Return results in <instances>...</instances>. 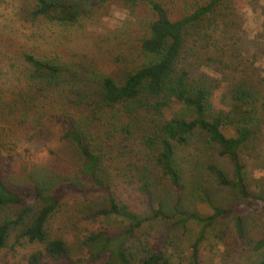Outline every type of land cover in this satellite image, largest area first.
<instances>
[{"label": "trees", "instance_id": "obj_1", "mask_svg": "<svg viewBox=\"0 0 264 264\" xmlns=\"http://www.w3.org/2000/svg\"><path fill=\"white\" fill-rule=\"evenodd\" d=\"M225 1L195 0L175 15L169 0H34L32 19L61 27L74 26L90 16L95 10L89 9L91 3L100 8L117 2L131 13L143 5L148 11L150 18L133 37L129 50H133L132 59H118L124 60L121 73L79 78L81 72L54 58L24 53L32 77L40 84L55 92L61 87L66 91L65 84L71 82L81 85L73 90L75 104L88 107L92 114L64 117L63 138L74 147L79 176L103 190L107 200L86 218L91 216L94 221L117 215L126 225L112 230L97 223L98 227L94 224L91 229H83L82 255L75 259L65 239L51 236L49 222L60 208L63 193L76 184L63 183L50 191L37 184L31 191H18L0 175V210L21 208L0 223V252L16 230L15 243L23 239L42 245L28 254L29 264H172L186 248L179 230L195 223L200 229L190 242L187 264H202L209 234L230 216L238 242L264 250V236L253 239L247 231L249 214L264 211V195L252 191L243 155L259 134L260 142L264 141V120L260 117L264 115V89L259 83L239 78L229 83L224 93L228 104L217 106L213 95L221 85L200 71L204 62L224 65L227 44H237L230 40L236 39L241 26L222 14L223 10L218 11ZM238 51H234V57ZM94 126L100 127L98 132ZM113 141L122 142L124 147L128 142L136 144L143 154L139 163L129 158L126 181H120L126 153ZM193 142H205L206 149L210 147L222 159H229L231 170L214 162H208L206 169L220 186L238 192V202L228 207L216 205L203 189V199L212 212L187 210L189 181L179 151ZM41 175L48 178L45 172ZM162 180L174 191L170 201L161 196ZM128 190L142 197L141 204L124 196ZM156 221L165 227L148 239L143 230ZM255 264H264V258Z\"/></svg>", "mask_w": 264, "mask_h": 264}, {"label": "rangeland", "instance_id": "obj_2", "mask_svg": "<svg viewBox=\"0 0 264 264\" xmlns=\"http://www.w3.org/2000/svg\"><path fill=\"white\" fill-rule=\"evenodd\" d=\"M169 1L176 9L175 15H179L195 0ZM33 3L34 0H0V175L18 191H31L37 184L48 191L63 183L76 184L63 193L60 208L50 219L49 232L52 237L65 239L72 248L73 257L79 259L83 229L98 227V223L113 230L124 227L126 222L117 215L94 221L91 216L86 218L93 209L105 206L107 200L103 190H99L90 179L79 176L74 147L63 138L64 117L78 118L79 115L92 114L88 107L75 104L77 96L73 90L81 85L71 82L65 84L68 87L66 91L61 87L55 92L40 84L32 77L24 53L54 58L64 66L81 72L79 78L118 74L124 67L121 65L124 60L120 62L118 59H132L133 50L130 53L129 50L133 37L138 30H142V24H146L150 16L143 5L131 13L121 3L113 2L100 8L91 3L89 9L95 10L90 16L74 26L61 27L42 19H32ZM220 10L241 26L236 39L230 40L237 44H227L224 65L204 62L200 71L219 81L221 86L215 90L213 100L217 106L224 107L228 102L224 93L229 83L239 78L259 83V87L264 89V0H226L218 8ZM234 51H238L236 57ZM202 54L207 55L205 52ZM126 64L129 65L128 61ZM260 117L264 120V115L260 114ZM99 129L98 126L93 127L97 132ZM259 138L260 134L243 155L248 163L252 191L264 195V141L260 142ZM115 144L122 146L123 149H117L126 153V168L120 176V181H126L124 176L129 158L139 163L143 154L139 153L136 144L128 142V147H124L122 142ZM205 145V142H193L179 151L186 166V180L189 181L186 208L198 213L212 212L203 199V189L216 205L228 207L239 201L236 190L220 186L206 169L208 162H214L231 170L229 159H222L218 152L214 153L215 150L210 147L206 149ZM42 172L46 173L47 179L43 178ZM161 184V196L172 200L175 196L173 189L166 180H162ZM122 185L126 187L127 183ZM124 196L132 203L141 204L142 197L133 190L125 191ZM20 209V206L1 209L0 223L7 216L14 217ZM249 215L247 231L250 237L257 239L264 236V211ZM164 227L163 222L156 221L143 231L150 239L151 233L158 234ZM199 229V224L189 223L187 228L179 230V237L186 248L181 257L173 259L172 264H187L192 251L190 242L198 236ZM16 233L15 230L9 245L0 252V264H29L28 254L42 247L23 239L15 243ZM203 248L202 264H255L264 258V250L258 251L251 244L238 242L232 216L215 226Z\"/></svg>", "mask_w": 264, "mask_h": 264}]
</instances>
